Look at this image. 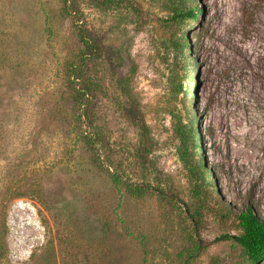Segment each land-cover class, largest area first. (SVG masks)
I'll return each mask as SVG.
<instances>
[{
    "label": "rangeland",
    "instance_id": "obj_1",
    "mask_svg": "<svg viewBox=\"0 0 264 264\" xmlns=\"http://www.w3.org/2000/svg\"><path fill=\"white\" fill-rule=\"evenodd\" d=\"M139 1L157 18L170 14L168 0ZM191 1L203 13L189 21L185 86L205 180L181 159L169 117L153 164L122 154L121 170L143 192L120 195L89 144L98 108L90 45L95 33L115 41L119 21L133 33L135 12L0 0V264H253L223 235L242 230L229 207L251 205L264 219V0ZM161 28L149 22L136 53L146 56ZM105 120L112 146L136 140L111 112Z\"/></svg>",
    "mask_w": 264,
    "mask_h": 264
},
{
    "label": "trees",
    "instance_id": "obj_2",
    "mask_svg": "<svg viewBox=\"0 0 264 264\" xmlns=\"http://www.w3.org/2000/svg\"><path fill=\"white\" fill-rule=\"evenodd\" d=\"M92 1L101 8L114 3L117 6L126 5L136 15L133 33L119 21L115 23V41L97 33L91 38L90 48L95 61L93 85L98 108L95 132L89 144L94 151L97 168L108 176L120 195H124V188L132 195H140L143 192L142 184L133 181L120 168L122 154L128 150L137 164H153L150 156L160 141L157 132L170 117L173 132L180 139L178 153L181 159L191 174L205 180L207 167L194 149L196 139L200 143L199 132L194 128L192 117L195 95L191 94L189 86H185L186 80L192 77L187 58L193 49L192 40L188 37L191 32L189 21L202 15V6L199 3L193 6L191 0H168L172 5L168 7L169 16L157 18L139 0ZM80 3L81 0H65V11H77ZM157 20L161 21L162 28L153 40H149L147 55L136 53V36L149 22ZM198 73L199 67L195 72V83ZM76 74L74 79L80 80L82 74ZM178 100L182 105L180 109L175 104ZM110 112L114 122L119 119L135 128L134 142H122L120 146L109 143L105 119ZM195 119L198 120V116ZM229 211L234 213L242 230L223 237L240 244L251 262L259 264L264 260V219L251 205L235 211L229 207ZM188 262L187 259L184 264Z\"/></svg>",
    "mask_w": 264,
    "mask_h": 264
}]
</instances>
